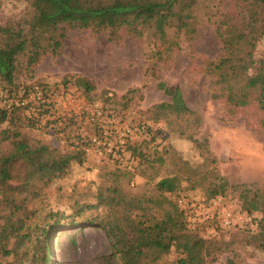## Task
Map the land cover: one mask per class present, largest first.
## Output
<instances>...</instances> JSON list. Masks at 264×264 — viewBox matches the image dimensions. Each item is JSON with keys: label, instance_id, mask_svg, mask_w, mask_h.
Here are the masks:
<instances>
[{"label": "trees", "instance_id": "1", "mask_svg": "<svg viewBox=\"0 0 264 264\" xmlns=\"http://www.w3.org/2000/svg\"><path fill=\"white\" fill-rule=\"evenodd\" d=\"M34 2H50L55 5V18L36 10L27 30L20 25L0 26V84H5L3 91H6L8 98L18 99L15 103L8 105L6 102L5 106H0V264H23L30 257V264H37V261L38 264H53L49 246L53 233L58 228L74 225L75 219L82 217L86 212L98 217V213L103 210H106V219L94 218L97 222L85 219L84 222H96L104 230L111 247L122 253L123 264H210L209 262L216 261V254L222 253L226 247L195 234L202 226L187 230L182 220L180 221L183 217L175 204L173 206L169 203L171 211L161 216L159 211L163 200H150L144 195L131 192L128 187L135 174L147 180L146 170L139 169L140 165L146 164L147 169L152 166L147 157L140 163L138 159L136 167H133V164L127 165L126 162L130 159L136 160L128 150H158L157 146L165 141L164 130L158 127L160 120L168 116L185 120L190 131L180 130L178 134L195 144L200 152L206 145V141L199 142L193 136L195 131L202 127L203 119L186 105L177 87L173 89L163 82L157 84L158 90L168 96L170 102L153 105L145 111L144 114L151 123L132 125L127 122L123 111L108 104L109 98L105 99L107 103L100 104L105 120H120L121 125L126 124L136 131V136L132 141L128 140L120 160L107 155L103 149L98 151L105 155L106 163L115 169L108 173L103 171L106 173L98 175L96 189L89 190L87 200H92L90 203L79 202L76 197L73 199L71 214L52 211L46 190L56 181L65 178L73 168L93 173L92 166L87 167L85 163L88 156L86 153L89 152L86 148L93 150L91 139H103L105 130L99 126L93 127L92 134L83 137L82 125H88V111L84 109L79 114L70 113L69 117L79 123L80 133L77 134L76 143H71L74 148L66 152L52 149L40 142L30 143L27 136L20 131L21 127H43L41 118L45 119L44 127L53 124L65 129V119L63 121V117L55 116L50 90L42 84L21 87L18 78L23 75L31 78L43 56H57L69 30L82 29L103 33L110 42H117L125 35L139 37L150 34L155 41L147 71L150 76H155L158 64L169 60L182 41L189 43L194 38L198 28L195 9L202 0ZM234 6L236 8L223 13L215 25L218 53L206 63V73L213 82V92L210 96L215 100H223L229 113L251 105L264 111V49L259 51L258 48L261 43L264 44V0H236ZM40 18L51 19L45 30L41 29ZM157 42L160 47H157ZM63 84L66 86L67 81ZM74 85L85 97L94 90L93 82L84 77H75ZM32 90L37 99V106L28 99ZM20 91L22 96L18 98ZM133 91L139 92V89L129 93ZM123 98H126V95ZM16 112H26L28 115L24 113L19 118L15 117ZM19 121L22 125L16 127L15 124ZM3 125L4 128L1 127ZM58 131L63 130L59 128ZM159 138L160 143L157 144ZM4 143L12 146L11 153L1 152ZM86 144L87 146H84ZM163 145L162 148L165 146ZM207 152L210 153L208 150ZM127 155L130 156L128 161ZM13 171L18 177L16 184L9 183ZM172 180L171 177H162L155 182L154 186L160 199H164L161 197L163 194L172 191ZM122 181H125V184ZM218 181L221 182H209L206 189L207 199L224 194L227 182L221 178H218ZM73 190L75 189L69 192L68 198ZM247 193L248 191L243 192L242 196ZM118 213L121 216H118ZM126 223H132L136 232L150 237V241L139 244L134 249L128 247L122 229ZM40 238H43L44 245L41 247L40 256L36 257L34 253L31 255L29 250L36 248ZM251 239L258 244L264 255V216L257 221ZM171 252H174L176 257L168 262L167 256Z\"/></svg>", "mask_w": 264, "mask_h": 264}, {"label": "rangeland", "instance_id": "2", "mask_svg": "<svg viewBox=\"0 0 264 264\" xmlns=\"http://www.w3.org/2000/svg\"><path fill=\"white\" fill-rule=\"evenodd\" d=\"M234 5L236 0H202L195 9L198 28L194 38L189 43L182 41L169 60L158 64L155 76H150L147 71L155 41L150 34L139 37L125 35L117 42H110L103 33L69 30L57 56H43L31 78L25 75L18 78L20 86L42 84L50 90L55 116L63 117V121L65 119V129L59 126L63 130L59 132L58 126L53 124L44 127L45 119L41 118L43 127H21L20 131L30 143L40 142L60 152L70 151L74 148L71 143H76L77 134L80 133L79 123L69 117L70 113L79 114L87 105L107 103L105 99L109 98L108 104L123 111L127 122L132 125L151 123L145 111L153 105L170 102V98L158 90L157 84L163 82L173 89L177 87L186 105L202 117V127L193 136L199 142L206 141V145L200 152L195 144L178 134L180 130L190 131L185 120L173 116L160 120L158 127L164 130L165 141L161 144L165 145L164 148L158 145V150H128L136 159L131 162L127 158L133 167L137 166L138 159L140 163L144 157L152 164L148 169L146 164L138 167L146 170L148 178L145 180L135 174L130 180L129 190L150 200H163L159 211L163 216L172 209L169 203L176 205L175 191H181L187 202L190 199L199 201L201 198L207 199L209 182H221L218 178L225 180L227 188L220 196L224 197L227 205L251 216L252 227L246 225L239 229L219 231L218 236L213 238V226L204 225L195 234L226 247L222 253L216 254V261L210 264H264V255L251 239L257 221L264 216V111L251 105L229 113L223 100L211 98L213 82L206 73V63L217 55L219 48L215 25L223 13L236 8ZM36 10L55 18L57 8L50 2L0 0V26L20 25L27 30ZM50 21L49 18H40L41 29L45 30ZM157 47H160L158 42ZM258 48L263 51L264 44L261 43ZM75 77H84L93 82L94 90L87 97L74 85ZM64 80L67 81L66 86ZM3 87L5 84H0V106H5L6 102L8 105L17 102L16 97L8 98ZM135 89H139V92L129 93ZM32 92H29L28 99L37 106L35 93ZM21 93L18 98L22 96ZM124 95L126 98H123ZM24 113L28 115L26 112H16L14 115L20 118ZM21 125L20 121L15 124L16 127ZM92 129L84 123L82 136L92 134ZM156 143H160V138ZM11 151L10 144L2 145L3 154ZM87 154L85 163L87 167L92 166L93 173L73 168L65 178L46 190L52 211L71 214L73 211L70 207H73L75 197L79 202L90 203L92 200H87V197L90 191L96 189L98 175L115 169L106 163L105 155L97 150H89ZM162 177L173 179L172 191L163 194L161 197L164 199L159 198L154 186ZM10 178L9 183H17L18 177L14 171ZM122 183L125 184V181ZM73 188L75 190L68 198ZM245 191H248L247 195L242 196ZM177 210L180 212L179 208ZM105 211L98 213V217L86 212L75 219L74 225L58 228L53 233L49 242L53 264H123L122 253L111 247L106 233L94 219H106ZM181 214L183 219L179 218L180 221L187 230L190 229ZM117 215L121 216L120 213ZM85 219L96 222L87 223ZM122 229L125 242L131 249L151 239L137 233L132 223L124 224ZM43 245V238H40L35 249L29 245V253L40 256ZM175 257V253L171 252L167 261L171 262ZM31 260L32 257L23 264H30Z\"/></svg>", "mask_w": 264, "mask_h": 264}, {"label": "built area", "instance_id": "3", "mask_svg": "<svg viewBox=\"0 0 264 264\" xmlns=\"http://www.w3.org/2000/svg\"><path fill=\"white\" fill-rule=\"evenodd\" d=\"M85 109L89 113V117L87 118L88 125L91 127L99 126L105 130L103 139L96 137L91 139L92 148L97 151L103 149L107 155H112L114 158L120 160L125 153L128 140L132 141L135 138L136 131L126 124L121 125L120 120L117 122L109 119L105 120L102 117L99 104L87 106ZM102 121L103 124H101ZM108 126H112V128ZM86 150L89 151V148H86ZM127 158L130 159V156L127 155ZM130 161L132 162L133 160L130 159ZM128 162H126L127 165H130L131 163ZM174 197L175 203L180 212L183 213L190 229L198 226L212 225L213 229L211 233L216 236L219 230L239 229L246 225L252 227V217L246 212H242L241 209L227 205L223 196L218 195L211 199L201 198L199 201L190 199V202H187L181 191H175Z\"/></svg>", "mask_w": 264, "mask_h": 264}]
</instances>
